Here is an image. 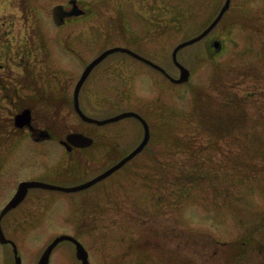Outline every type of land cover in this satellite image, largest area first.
Segmentation results:
<instances>
[{
    "label": "rangeland",
    "instance_id": "374dc122",
    "mask_svg": "<svg viewBox=\"0 0 264 264\" xmlns=\"http://www.w3.org/2000/svg\"><path fill=\"white\" fill-rule=\"evenodd\" d=\"M68 1L0 0V77L12 88L16 53L32 48L30 69L36 80L45 78L46 52V62L53 60L49 69L55 92L66 95L67 90L70 98L84 66L113 42L107 38L114 36L111 0H80L91 16L59 27L52 8ZM224 2L167 6L165 30L158 38L147 34L143 41L149 44L141 49L178 77L175 46L199 34ZM227 12L206 38L178 52L191 73L183 83L114 56L96 68L83 86L84 110L99 119L126 109L140 111L151 126L150 143L90 187L32 188L20 205L7 211L0 218L2 230L16 244L22 264H37L53 237L78 232L92 264H264V0H232ZM214 39L223 45L217 54L210 45ZM73 52L82 54L80 65ZM26 94L22 91L12 103L0 100V127L13 122L20 105L30 103L39 126L106 127V133H118L119 144L116 150L96 144L85 156L89 163L75 160L52 168L39 147L23 138L12 164L0 159V211L20 178L76 187L142 140L143 127L132 118L88 124L68 101L61 111L43 113L42 104ZM80 227L91 230L82 233ZM13 249L0 239V264H14ZM50 264L81 263L75 248L63 241Z\"/></svg>",
    "mask_w": 264,
    "mask_h": 264
},
{
    "label": "flooded vegetation",
    "instance_id": "af4514ba",
    "mask_svg": "<svg viewBox=\"0 0 264 264\" xmlns=\"http://www.w3.org/2000/svg\"><path fill=\"white\" fill-rule=\"evenodd\" d=\"M112 7L114 8V16L112 17L111 23L114 26V36H112L117 42L116 45L124 46L126 48L134 49V46L142 44V39L145 34L157 27L158 32L163 30L164 19H165V7L167 0H111ZM195 0H193L194 2ZM86 12L81 16L67 17L66 22L78 20L79 18H85L88 16V8L83 7ZM69 9V7H67ZM102 16H99V20ZM97 20V24L101 25V22ZM162 26V27H161ZM136 28V29H135ZM97 32H100L97 30ZM134 33H137L138 39L134 37ZM141 38V40L139 39ZM138 49V48H137ZM34 49H18L16 53V66L17 75L15 80L14 95L21 97L22 91H25L26 98L37 104H42L39 112H46V109L53 107L54 103H59V111L65 104L69 95L66 90V95L55 96L53 95V81L46 75L45 79L36 80V75L30 69V63L35 59ZM130 54L127 51H122L121 58ZM99 66V65H97ZM3 75V74H2ZM5 79L0 78V85L2 84V91L5 93ZM7 84V83H6ZM7 86L10 87L9 84ZM68 96V97H67ZM67 97V98H65ZM72 99L74 100V91L72 93ZM44 106V107H43ZM27 107V106H26ZM31 107V106H30ZM75 107V106H74ZM22 110V109H21ZM32 115L36 112V108L31 107ZM22 129L16 127H3L0 128V148L7 156L11 152H15L19 149L22 141ZM26 137L39 142L47 143L53 142L51 146L53 148H44L43 154L47 155L49 152H53V149L57 153L54 156L56 159L55 164L51 167H59L62 165H68L73 162L76 157L77 159L83 157L85 150L92 146L96 141L100 140L103 144L112 137H106V133L100 132L101 129L97 128L94 132L85 129H61V128H46L40 126H34L32 128H23ZM28 133H27V132ZM71 131L82 132L88 136L93 137L94 142L90 146H76L72 143H66L67 135ZM112 135V134H110ZM49 146V147H51ZM59 150V151H58ZM52 155V154H51ZM4 156V154H3ZM47 167H50L48 165Z\"/></svg>",
    "mask_w": 264,
    "mask_h": 264
},
{
    "label": "water",
    "instance_id": "95a60500",
    "mask_svg": "<svg viewBox=\"0 0 264 264\" xmlns=\"http://www.w3.org/2000/svg\"><path fill=\"white\" fill-rule=\"evenodd\" d=\"M229 5V1L227 2V4L224 6V8L222 9L221 13L219 14L218 18L211 24V26L209 28H207L205 30L204 33H202L200 36L190 40V41H186V42H183L181 43L179 46L176 47V49L174 50V58H175V61L177 62V58H176V55H177V51L189 44V43H192L198 39H200L203 35H205L208 31H210V29H212V27L218 22V20L220 19V17L222 16L223 12L225 11V9L228 7ZM81 13V11L79 10V8L77 6H75L73 8L72 11L70 12H65L63 11V6L62 5H57L55 6L54 8V18H55V21L57 23H62L64 21V17L65 15H71V14H79ZM216 46H219V42H216L215 43ZM113 50H115L114 48L113 49H109L107 51H105L101 56H99L98 58H96L85 70L84 74L82 75L81 77V80L79 81L78 85H77V91L79 90V88L81 87L83 81L85 80V78L87 77L88 73L90 72V70L93 68V66L95 64H97L106 54L112 52ZM178 65L180 66L181 68V75L178 79H173L174 81L176 82H181V81H184L185 79L188 78L189 76V72L188 70L183 66L181 65L180 63H178ZM78 104V103H77ZM81 112V111H80ZM82 114V113H81ZM83 118L86 119V120H89V121H95L99 124H103V123H106V122H109V121H113V120H118L122 117H125V116H136V117H139L141 119H143L137 112H134V111H128V112H124V113H121L119 114L118 116H115V117H112V118H108V119H105V120H95V119H91L89 117H86L84 114H82ZM30 121H31V115H30V111L29 109H26L25 111H23L22 113L18 114L16 116V124L18 126H24L26 124H30ZM144 122V125H145V138L143 140V142L140 144V146H138L133 152H131V154H129L126 158H124L122 161H120L118 164H116L115 166L111 167L109 170H107L105 173L101 174L100 176H98L97 178H95L93 181L91 182H88L82 186H79V187H76V188H71V189H79V188H83V187H86V186H89L90 184H92L93 182H95L96 180H99L105 176H107L109 173H111L112 171H114L115 169H117L118 167H120L123 163H125V161H127L128 159L132 158L136 153H138L142 148L143 146L148 142V139H149V128H148V125L147 123L143 120ZM74 136H80V137H83L84 136L82 134H77V135H74ZM36 185H40V186H46V187H55V186H52V185H48V184H45V183H41V182H37V181H24L20 184L19 186V189H18V192L16 193V195L11 199V201L6 205V207L4 208L3 210V213L5 211H7L8 209L16 206L25 196L26 192H27V189L30 187V186H36ZM0 237L2 239V241L6 242L8 241L5 236L3 235V232L1 231L0 229ZM64 239H70L72 241H74L77 245V254L78 256L82 259L83 263L84 264H89V261H88V252L87 250L83 247V245L77 241L75 238H73L72 236H69V235H61L59 237H57L47 248L46 250L44 251V253L42 254L41 258H40V261H39V264H48L49 262V256L51 254V251L52 249L61 241V240H64ZM16 261H17V264H21V258L19 256H16Z\"/></svg>",
    "mask_w": 264,
    "mask_h": 264
}]
</instances>
